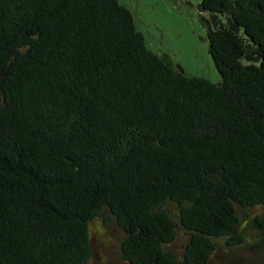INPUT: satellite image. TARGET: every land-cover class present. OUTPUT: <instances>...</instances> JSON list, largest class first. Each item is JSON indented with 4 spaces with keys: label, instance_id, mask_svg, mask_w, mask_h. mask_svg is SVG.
Masks as SVG:
<instances>
[{
    "label": "trees",
    "instance_id": "1",
    "mask_svg": "<svg viewBox=\"0 0 264 264\" xmlns=\"http://www.w3.org/2000/svg\"><path fill=\"white\" fill-rule=\"evenodd\" d=\"M199 9L218 84L151 51L119 0H0V264H88L104 211L122 264L240 245L237 209L264 208V0Z\"/></svg>",
    "mask_w": 264,
    "mask_h": 264
},
{
    "label": "rangeland",
    "instance_id": "2",
    "mask_svg": "<svg viewBox=\"0 0 264 264\" xmlns=\"http://www.w3.org/2000/svg\"><path fill=\"white\" fill-rule=\"evenodd\" d=\"M132 13L134 22L144 37L146 46L154 53L165 56L187 75L198 76L218 84L221 77L208 52V26L210 16L201 12L202 0H119ZM168 207L177 221V208ZM238 231L242 242L228 247L224 238L214 239L215 251L206 264H264V230L252 221L264 214L263 207L237 209ZM124 233L114 218L104 211L89 225L92 258L88 264H122L121 241ZM188 236L180 226L176 238L169 246L170 253L181 258Z\"/></svg>",
    "mask_w": 264,
    "mask_h": 264
}]
</instances>
